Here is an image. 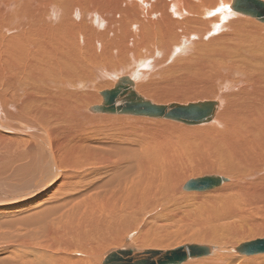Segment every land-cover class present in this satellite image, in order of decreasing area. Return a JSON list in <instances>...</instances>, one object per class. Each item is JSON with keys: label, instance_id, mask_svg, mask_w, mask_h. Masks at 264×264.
I'll return each mask as SVG.
<instances>
[{"label": "bare ground", "instance_id": "6f19581e", "mask_svg": "<svg viewBox=\"0 0 264 264\" xmlns=\"http://www.w3.org/2000/svg\"><path fill=\"white\" fill-rule=\"evenodd\" d=\"M231 4L0 0V264H105L123 248L220 264L264 239L231 245L264 233V23ZM122 76L154 105L217 101L214 117L184 126L89 112ZM212 176L224 182L183 189ZM217 195L202 213L219 220L195 217L190 233L213 244L140 249L163 243L178 212L166 207ZM216 230L236 241L221 244Z\"/></svg>", "mask_w": 264, "mask_h": 264}, {"label": "water", "instance_id": "95a60500", "mask_svg": "<svg viewBox=\"0 0 264 264\" xmlns=\"http://www.w3.org/2000/svg\"><path fill=\"white\" fill-rule=\"evenodd\" d=\"M230 8L238 13L247 15L264 23V1L261 0H232ZM133 81L122 76L118 78L114 87L100 92L102 102L98 106L89 108L95 114H126L142 116L153 119H168L192 126L209 122L216 111L217 101L189 103L186 106L174 104L154 105L144 99L134 90ZM222 177H203L189 181L185 186L186 191H206L222 184ZM194 247V246H193ZM191 248V246L189 247ZM122 252L112 251L107 255L105 264H179L186 258L180 252ZM234 251L248 255L264 253V239L240 245ZM204 249L200 248L195 255H203Z\"/></svg>", "mask_w": 264, "mask_h": 264}, {"label": "rangeland", "instance_id": "374dc122", "mask_svg": "<svg viewBox=\"0 0 264 264\" xmlns=\"http://www.w3.org/2000/svg\"><path fill=\"white\" fill-rule=\"evenodd\" d=\"M114 84V83H113ZM111 87V86H110ZM112 88H113V86H112ZM107 89H109V88H106V87H104V88H101L100 90H98V95L97 96H99V102H101V97H100V95H99V93L101 92V91H103V90H107ZM213 95H210L209 96V94H208V96L206 97V98H203L201 95H200V99H198V98H196V99H192L191 100V102H197V101H201V100H210V99H212V98H214V97H212ZM148 98H150V99H152V96L150 97V95H148L147 96ZM152 100H154V99H152ZM195 100V101H194ZM214 100V99H213ZM97 103V104H100V103ZM168 102V103H167ZM172 102H176V100L174 101V100H169V101H166V104H169V103H172ZM177 102H179V101H177ZM159 104H165V102H163V103H160V102H158ZM182 103H190V101L189 100H187V101H185V102H182ZM93 105H96V104H91V105H89L88 107H90V106H93ZM94 115V114H93ZM135 117V116H134ZM135 118H138V116H136ZM143 118H145V117H143ZM142 118V119H143ZM150 119V118H149ZM147 120H148V118H147ZM175 123H178V122H175ZM179 124V123H178ZM180 124H182V123H180ZM182 125H184V124H182ZM185 126V125H184ZM207 174H209V175H213V174H215V175H222V176H225V174L224 173H222V172H202V173H200V174H195V175H191V176H188L187 178H185V180H184V182H187L188 180H190V179H192V178H197V177H200V176H203V175H207ZM183 182V183H184ZM185 193V192H184ZM189 192H187L186 193V195L188 194ZM190 193H192V192H190ZM196 193H200V192H196ZM196 193H194L193 192V194H196ZM219 195H217L216 197H208L207 199H205V200H201V201H196V200H194L193 201V197L191 198H189V199H186V200H183L182 202L183 203H181L180 204V206L177 208V209H175L176 208V206L174 205L173 207H171V208H169V207H166V210H169V211H172V210H176V211H178L177 212V218L175 217L174 219H170L169 221H167L170 225L168 226V227H170L169 229H168V227H167V229L168 230H170L169 232H168V234H166V236H167V238L170 236L171 238L170 239H167L166 237H165V231L167 230V229H163V237H164V241H163V243H161L160 245H157V246H144V247H141L140 249H142V248H145V249H162V250H168V249H173V248H175V247H178V246H180V245H183V244H188V243H198V244H210V243H212V242H209V241H207V240H192V235L190 234V233H192V232H195V231H198V229H200V225H201V222H197V221H195V217H196V219H198V218H201L202 220H206V221H208L209 223L211 222V223H214L215 224V222H212L211 220H219V219H217V218H215V219H213L214 217H209V216H207L206 214H204L205 212H203L202 213V211H205L206 210V208L208 209V206L210 205V203L215 199V198H217ZM195 197V196H194ZM190 199H192V201L190 200ZM211 206V205H210ZM165 210V211H166ZM245 211L248 213V210L247 209H245ZM188 214H187V213ZM202 213V215L204 216V218L202 217V215H201V213ZM179 214V215H178ZM186 215V216H185ZM191 216V217H190ZM182 218V219H180V218ZM185 217V218H184ZM194 217V218H193ZM206 217H207V219H206ZM162 218L163 219H166L167 218V214L166 213H163L162 214ZM183 218H184V220H183ZM176 219V220H175ZM180 221H179V220ZM188 219V220H187ZM259 219V218H258ZM200 220V219H199ZM210 220V221H209ZM215 220V221H216ZM179 223H178V222ZM189 221V222H188ZM185 222V223H184ZM195 222V223H194ZM168 223H167V225H168ZM198 225H197V224ZM217 223V222H216ZM220 223V222H219ZM219 223H217L216 225H219ZM236 223H237V226H238V228H245L244 226H248V225H250L251 224V222L250 221H247V220H242V219H236ZM186 224V225H185ZM187 224H189V225H187ZM166 225V226H167ZM192 226V227H189V226ZM203 225V224H202ZM179 226H182V227H179ZM184 226H186V228L184 227ZM185 229H184V228ZM198 227V228H197ZM220 227V229H223L222 228V226L220 225L219 226ZM219 227H217L216 229H219ZM190 228H192L190 231H189V229ZM180 229V230H179ZM195 229H197V230H195ZM183 230V231H182ZM188 230V231H187ZM193 230V231H192ZM179 231H181V233L179 232ZM217 231V230H216ZM218 232V231H217ZM167 233V232H166ZM171 235H170V234ZM221 233H224V230H219V232H218V234H220V235H218L217 233V239L219 238V236L220 237H224V238H221V241H220V243L221 244H230V241L231 242H234V241H236V239H228V240H226L227 238V234L225 233V235L224 234H222L221 235ZM256 233H259V232H256ZM175 234V235H174ZM174 235V236H173ZM202 237H200L199 239H201ZM260 238H264V233H260V234H254V233H251V234H246V235H242V237L237 241V243L235 242V243H231V245L233 246L234 244V246L233 247H235V246H238L239 244H241V243H244V242H249V241H252V240H256V239H260ZM225 239V240H224ZM213 244V243H212ZM211 244V245H212ZM215 244V243H214ZM216 245V244H215ZM230 252V251H229ZM235 255V254H234ZM221 257V259L223 260V262L222 263H220V264H237L236 262L237 261H239L238 260V258H244L245 260H247V261H254L252 264H264V255L263 254H261L260 256H257L256 257V255L254 256V257H252V258H250V256H248V257H241L240 255H238V254H236L235 256H233V254H231V252H230V254H225V255H223V256H220ZM248 258V259H247ZM188 262V261H187ZM186 262V263H187ZM194 262V261H193ZM256 262V263H255ZM186 263H184V264H186ZM240 263H242V262H240ZM187 264H194V263H187ZM195 264H196V262H195ZM198 264H208V263H206V262H201V263H198Z\"/></svg>", "mask_w": 264, "mask_h": 264}]
</instances>
